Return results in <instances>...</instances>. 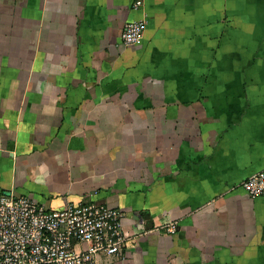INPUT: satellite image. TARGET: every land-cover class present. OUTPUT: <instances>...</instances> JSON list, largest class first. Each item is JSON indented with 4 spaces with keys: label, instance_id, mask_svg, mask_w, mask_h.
<instances>
[{
    "label": "crops",
    "instance_id": "1",
    "mask_svg": "<svg viewBox=\"0 0 264 264\" xmlns=\"http://www.w3.org/2000/svg\"><path fill=\"white\" fill-rule=\"evenodd\" d=\"M132 1L0 0V194L121 209L102 264H264V0Z\"/></svg>",
    "mask_w": 264,
    "mask_h": 264
},
{
    "label": "built area",
    "instance_id": "2",
    "mask_svg": "<svg viewBox=\"0 0 264 264\" xmlns=\"http://www.w3.org/2000/svg\"><path fill=\"white\" fill-rule=\"evenodd\" d=\"M142 0H133L138 10ZM145 18L124 23L121 40L138 44ZM251 196H264V171L249 175L238 185ZM121 209L95 200L68 202L47 208L25 194H0V264H102L99 256L118 255L127 238L122 231ZM169 233L175 222L162 226Z\"/></svg>",
    "mask_w": 264,
    "mask_h": 264
}]
</instances>
